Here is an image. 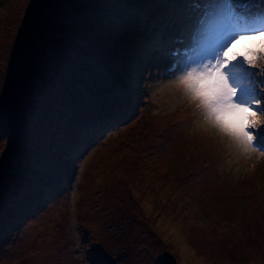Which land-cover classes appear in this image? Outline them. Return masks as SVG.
I'll return each instance as SVG.
<instances>
[{
	"label": "rangeland",
	"instance_id": "1",
	"mask_svg": "<svg viewBox=\"0 0 264 264\" xmlns=\"http://www.w3.org/2000/svg\"><path fill=\"white\" fill-rule=\"evenodd\" d=\"M187 24L182 0H0V264H264V136L172 86Z\"/></svg>",
	"mask_w": 264,
	"mask_h": 264
},
{
	"label": "snow or ice",
	"instance_id": "2",
	"mask_svg": "<svg viewBox=\"0 0 264 264\" xmlns=\"http://www.w3.org/2000/svg\"><path fill=\"white\" fill-rule=\"evenodd\" d=\"M185 5L188 24L183 29L185 35L179 45L181 48L191 46L193 38L199 41V48L194 57L190 58L180 54V49L171 56V70L168 75L172 86L176 87L177 75L184 71L191 60L198 59L201 62H213L224 64L220 69L223 73L225 67L232 62L240 60L243 69L239 76L240 83L233 87L226 76L224 92L231 102L239 103L246 107L254 108L257 112L264 111V84L257 78L264 77V68L257 67L258 60L248 59L242 54L235 55L232 60H227L222 54L229 49L235 53L234 45L244 43H256L258 38L264 42V0H182ZM259 69V74H258ZM259 88V92L255 91ZM252 89L253 95L241 98V89ZM186 91H193L186 89ZM185 95V93L183 92ZM202 120V117L199 116ZM251 133V139L244 146H252L257 143L258 137L264 136V124L254 123L246 129ZM260 155H264L261 153Z\"/></svg>",
	"mask_w": 264,
	"mask_h": 264
},
{
	"label": "clouds",
	"instance_id": "3",
	"mask_svg": "<svg viewBox=\"0 0 264 264\" xmlns=\"http://www.w3.org/2000/svg\"><path fill=\"white\" fill-rule=\"evenodd\" d=\"M235 53L231 49L222 55L227 60H232L235 55L242 54L248 59L264 61V42L239 43L234 45ZM224 64L202 62L194 65L177 79L176 87L185 93L188 98L197 104L206 115L208 123L221 135L228 136L244 147L251 139V133L246 131L249 125L256 122L264 124V115L259 114L254 108L246 107L238 102H231L224 92L226 73L220 69ZM257 67L260 64L257 63ZM192 89L193 91H186ZM248 151L255 152L252 146H247Z\"/></svg>",
	"mask_w": 264,
	"mask_h": 264
},
{
	"label": "bare ground",
	"instance_id": "4",
	"mask_svg": "<svg viewBox=\"0 0 264 264\" xmlns=\"http://www.w3.org/2000/svg\"><path fill=\"white\" fill-rule=\"evenodd\" d=\"M147 30H148V29H147ZM148 32H149V31H148ZM155 42H156V40H155ZM232 73H233V72H232ZM68 102H69V101H68ZM62 105H63V104H62ZM189 109H190V108H189ZM189 109H188V110H189ZM121 114H122V113H121ZM84 127H85V126H84ZM199 163H200V162H199ZM211 167H212V166H211ZM148 223H149V222H148ZM153 225H154V224H153ZM201 249H203V248H201Z\"/></svg>",
	"mask_w": 264,
	"mask_h": 264
}]
</instances>
